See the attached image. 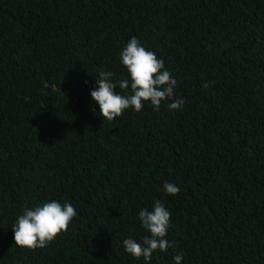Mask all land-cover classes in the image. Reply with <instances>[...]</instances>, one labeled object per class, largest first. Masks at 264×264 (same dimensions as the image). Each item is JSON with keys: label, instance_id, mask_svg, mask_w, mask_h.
Instances as JSON below:
<instances>
[{"label": "trees", "instance_id": "obj_1", "mask_svg": "<svg viewBox=\"0 0 264 264\" xmlns=\"http://www.w3.org/2000/svg\"><path fill=\"white\" fill-rule=\"evenodd\" d=\"M133 36L184 103L110 122L90 92L100 71L127 77L119 53ZM49 200L76 209L67 231L16 246V218ZM154 200L175 247L146 262L123 240L150 236L138 213ZM177 253L264 264V0H0V264H174Z\"/></svg>", "mask_w": 264, "mask_h": 264}, {"label": "clouds", "instance_id": "obj_2", "mask_svg": "<svg viewBox=\"0 0 264 264\" xmlns=\"http://www.w3.org/2000/svg\"><path fill=\"white\" fill-rule=\"evenodd\" d=\"M121 65L126 69L127 77L113 80L111 71H100L95 78L97 87L90 92L92 100L98 105L100 115L114 121L122 116L126 109L132 108L140 112L145 103H150L154 111H159L162 101L168 103L169 110L180 109L184 103L176 98L174 89L177 80L165 69L164 61L157 58L154 51L146 49L135 37H131L119 53ZM208 83L203 87H208ZM119 87V94L115 89ZM163 191L167 195H176L180 189L173 183L164 181ZM77 215L71 203L61 204L56 200L37 203L32 208H25L11 226L13 240L16 246L35 250L48 246L57 236L66 232L69 224ZM141 226L150 236H145L141 242L129 237L123 240V247L133 258L143 257L150 261L157 250L167 252L175 247V241L166 237L171 221V213L160 200H154L151 210L142 208L138 213ZM182 253L174 257V264H181Z\"/></svg>", "mask_w": 264, "mask_h": 264}]
</instances>
